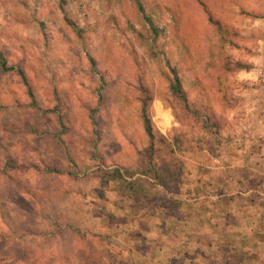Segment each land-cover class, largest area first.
Segmentation results:
<instances>
[{
  "label": "rangeland",
  "instance_id": "obj_1",
  "mask_svg": "<svg viewBox=\"0 0 264 264\" xmlns=\"http://www.w3.org/2000/svg\"><path fill=\"white\" fill-rule=\"evenodd\" d=\"M261 1L0 0V55L24 77L0 71V264H138V212L146 211L105 180L138 171L150 144L144 111L173 149V138L187 142L175 153L183 173L172 199L189 189L194 199L207 179L221 196L260 199L264 78L225 67L248 65L243 53L260 51L264 33L232 16L263 10ZM216 20L240 32V50L222 47ZM171 70L199 119L169 103Z\"/></svg>",
  "mask_w": 264,
  "mask_h": 264
},
{
  "label": "crops",
  "instance_id": "obj_2",
  "mask_svg": "<svg viewBox=\"0 0 264 264\" xmlns=\"http://www.w3.org/2000/svg\"><path fill=\"white\" fill-rule=\"evenodd\" d=\"M261 2L263 10L237 11L232 18L243 17L260 28L261 31L253 34L264 33V0ZM225 24L234 27L230 23ZM258 43L262 44L260 51L252 49L244 52L241 48L250 66V70L243 74L248 79L259 75L264 78V69L261 71L254 63L264 60V35ZM220 169L217 168L216 175ZM205 182H199L198 198H173V201L183 205V213L178 217L162 210H145L149 215L138 212V264H225L221 256L227 253L229 257L239 258L235 264H264V193L257 194L259 200L242 201L231 195L221 196L217 192L219 185L214 183L217 191H212L213 185L208 184V179ZM225 185L233 187L231 180H227ZM202 200L207 202V206L200 208V205H195L201 204ZM221 200L225 201L224 208L221 207ZM123 225L127 224L124 222ZM242 255L249 259L244 260Z\"/></svg>",
  "mask_w": 264,
  "mask_h": 264
},
{
  "label": "trees",
  "instance_id": "obj_3",
  "mask_svg": "<svg viewBox=\"0 0 264 264\" xmlns=\"http://www.w3.org/2000/svg\"><path fill=\"white\" fill-rule=\"evenodd\" d=\"M140 13L143 14L142 8L139 6ZM145 23L149 26L153 34L157 31L153 27V22L146 17H143ZM218 41L222 47H229L234 50H240L237 40L240 39L239 32L220 20H216L215 24ZM249 65L243 63H235V68L229 69L225 67L226 73L232 72H248ZM0 71L2 73L13 72L15 75L24 79L22 72L17 68L7 67L6 59L0 55ZM224 71V72H225ZM172 80L168 90L169 103H176L181 106L187 116L199 119L201 110L198 105L192 106L189 102L192 92H186L183 89V84L174 70H171ZM28 97L33 100V95L28 89ZM143 125L145 133L149 139V147L144 149V152H138V171L133 173H125L121 169L114 170L105 181L106 184H116L119 197L126 201V204L138 202L139 210H161L165 205L183 206L182 203L173 201L170 195L173 190L177 193L180 186V178L183 170L181 164L174 161L175 153H183L187 142L182 144L180 137L173 138V143L176 144V150L173 149L165 139L158 136L152 128V125L145 113L143 112ZM147 188V190H145ZM200 191L193 198H198ZM185 196L192 197L190 189L185 193ZM172 215V214H170ZM173 216V215H172Z\"/></svg>",
  "mask_w": 264,
  "mask_h": 264
}]
</instances>
